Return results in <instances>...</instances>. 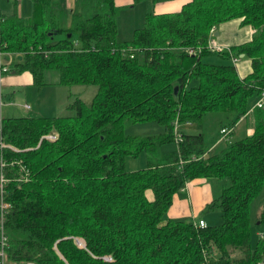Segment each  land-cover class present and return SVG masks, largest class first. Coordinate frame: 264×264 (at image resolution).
Returning a JSON list of instances; mask_svg holds the SVG:
<instances>
[{
    "label": "trees",
    "instance_id": "16d2710c",
    "mask_svg": "<svg viewBox=\"0 0 264 264\" xmlns=\"http://www.w3.org/2000/svg\"><path fill=\"white\" fill-rule=\"evenodd\" d=\"M64 6L33 0L26 20L2 14L0 51L19 57L15 73L30 72L38 88L47 71L62 85L98 87L90 104L69 105L74 116L1 119L7 264H260L264 238L252 247L250 204L264 184V110L252 135L209 157L205 134L175 132V123L217 113L220 132L233 129L264 91V0H191L176 13L147 14L130 42L118 39L116 0H77L68 28ZM236 19L255 30L251 41L211 50L213 30ZM212 54L244 55L252 72L241 78L234 63L203 61ZM142 122L163 131L125 133ZM170 142L177 148L160 154ZM144 151L148 166L128 171L126 158ZM199 178L230 180L203 211H219L221 223L167 219L174 196Z\"/></svg>",
    "mask_w": 264,
    "mask_h": 264
},
{
    "label": "rangeland",
    "instance_id": "374dc122",
    "mask_svg": "<svg viewBox=\"0 0 264 264\" xmlns=\"http://www.w3.org/2000/svg\"><path fill=\"white\" fill-rule=\"evenodd\" d=\"M65 5L67 12H63L62 27L68 28L71 25V11L76 7L77 0H61ZM173 0H117L118 14V39L121 42H130L134 39L135 31L145 26V17L147 14H156L161 4L170 3ZM1 13L12 15L18 11L23 19H28L33 15V0H0ZM59 16L60 13H57ZM232 21L226 29L229 33L236 30ZM221 27V26H220ZM65 33L56 36L57 39H63ZM249 58H241V62H247ZM203 61L214 64H232V59L225 60L217 54L204 57ZM19 62V57L11 53L2 54V64L4 73L0 74V117H69L74 116L75 112L69 109V105L77 100H82L90 104L94 99L98 87L96 85L75 84L71 86L58 83L60 80L57 71H47L44 75L43 87L38 88L33 85V79L30 72L15 73L13 68ZM235 65V64H234ZM59 79V80H58ZM261 97L257 94L248 100L247 113L237 125L233 128V133L222 138L220 134L221 114H208L200 122L184 123L177 125V131L184 134H205L210 155L221 152L230 142L231 144L239 141L254 133L256 127L257 110L256 105ZM29 106V108H27ZM264 110V106H263ZM163 131V127L153 122H142L128 124L125 133L131 136H156ZM176 132V129H175ZM218 142L221 144L217 145ZM216 147V148H215ZM177 148L176 142H170L163 145L160 154L167 155ZM151 155L148 152H142L138 157L128 156L125 166L128 171H137L146 168ZM226 187L229 186V179H221ZM224 186V187H225ZM219 187V186H218ZM225 187V188H226ZM220 188V187H219ZM224 190V189H223ZM223 193V192H222ZM220 193V195L222 194ZM150 198H153L149 193ZM264 208V184L260 194L255 197L250 204L251 219V243L254 248L260 239L264 238V220L261 219V212ZM213 214V215H212ZM215 216V222H214ZM202 217L207 218L209 226L221 223L220 212L204 213ZM210 218V220L208 219ZM80 248L86 246L82 239L76 240Z\"/></svg>",
    "mask_w": 264,
    "mask_h": 264
},
{
    "label": "crops",
    "instance_id": "0c3cea01",
    "mask_svg": "<svg viewBox=\"0 0 264 264\" xmlns=\"http://www.w3.org/2000/svg\"><path fill=\"white\" fill-rule=\"evenodd\" d=\"M190 1L191 0H173L170 3L161 4L160 9L156 14L179 12L183 5ZM232 21L235 22L233 25L236 26V30L230 34L226 28ZM232 21L221 25V27L216 28L212 32V36L209 40L210 46H224L231 48L232 46H238L251 41L255 30L251 26L242 25V19ZM235 66L241 78H245L252 72L251 60H248L247 62L239 61ZM220 144L221 142H218L217 145ZM224 186V182L217 178H199L187 183L186 187L174 196L173 204L167 213V219L183 220L194 223L204 220L209 226L207 218L202 217L204 214V208L214 199L220 197V193H222L223 189L226 187ZM149 193L151 192H148L147 195L149 199L152 200L153 198H150ZM208 219L210 220V218ZM215 219L214 216V222L216 221Z\"/></svg>",
    "mask_w": 264,
    "mask_h": 264
},
{
    "label": "built area",
    "instance_id": "2783aa9c",
    "mask_svg": "<svg viewBox=\"0 0 264 264\" xmlns=\"http://www.w3.org/2000/svg\"><path fill=\"white\" fill-rule=\"evenodd\" d=\"M3 21V18H2V13H1V9H0V29H1V23ZM214 31V30H213ZM209 48L213 51H216V52H225V51H230V48L229 47H224V46H210L209 45ZM189 53H194V51L192 49H189ZM2 54L3 52L0 51V74H3L5 69H4V65L2 64ZM232 61L234 64L238 63L240 61V57H233L232 58ZM261 99L258 101L257 105H256V108L255 109H263V106H264V91L261 93L260 95ZM27 108H29V106H27ZM1 117H0V121H1ZM188 123V122H187ZM179 123L176 122L175 123V129H176V132H177V125ZM233 132V129H228V128H224L221 130V135H222V138L226 137L227 135L231 134ZM179 135V133H178ZM46 139H49V140H55L57 138V136L55 134H51V135H48L46 137H44ZM3 166V164H2ZM2 169V167H0ZM7 182V180H5L3 177H1L0 179V184L1 185H5V183ZM0 206H1V223H2V230H4V214H5V211L8 209V205H6V203L4 202V200H1L0 202ZM196 225L197 226H200V227H206L207 224L204 220H200L199 222H196ZM7 238L4 234V232L2 233V239H1V244H2V247H5L7 244ZM0 264H7V261H6V255H5V251L4 249H2L0 251ZM27 264H33V263H27ZM260 264H264V259L262 260V262Z\"/></svg>",
    "mask_w": 264,
    "mask_h": 264
},
{
    "label": "water",
    "instance_id": "95a60500",
    "mask_svg": "<svg viewBox=\"0 0 264 264\" xmlns=\"http://www.w3.org/2000/svg\"><path fill=\"white\" fill-rule=\"evenodd\" d=\"M241 58H244V55H241ZM178 88L175 89V93L177 94Z\"/></svg>",
    "mask_w": 264,
    "mask_h": 264
}]
</instances>
